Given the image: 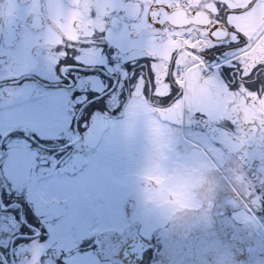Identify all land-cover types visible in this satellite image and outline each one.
<instances>
[{
    "label": "flooded vegetation",
    "instance_id": "obj_1",
    "mask_svg": "<svg viewBox=\"0 0 264 264\" xmlns=\"http://www.w3.org/2000/svg\"><path fill=\"white\" fill-rule=\"evenodd\" d=\"M144 245L264 264V0H0V264Z\"/></svg>",
    "mask_w": 264,
    "mask_h": 264
},
{
    "label": "snow or ice",
    "instance_id": "obj_2",
    "mask_svg": "<svg viewBox=\"0 0 264 264\" xmlns=\"http://www.w3.org/2000/svg\"><path fill=\"white\" fill-rule=\"evenodd\" d=\"M90 246L95 247V246H96V245H95V241H91V242H90Z\"/></svg>",
    "mask_w": 264,
    "mask_h": 264
},
{
    "label": "bare ground",
    "instance_id": "obj_3",
    "mask_svg": "<svg viewBox=\"0 0 264 264\" xmlns=\"http://www.w3.org/2000/svg\"><path fill=\"white\" fill-rule=\"evenodd\" d=\"M130 247H131V245H130ZM127 251L129 252L130 251V248H128Z\"/></svg>",
    "mask_w": 264,
    "mask_h": 264
},
{
    "label": "water",
    "instance_id": "obj_4",
    "mask_svg": "<svg viewBox=\"0 0 264 264\" xmlns=\"http://www.w3.org/2000/svg\"><path fill=\"white\" fill-rule=\"evenodd\" d=\"M139 253H140V249H139ZM141 254V253H140ZM140 256V255H139Z\"/></svg>",
    "mask_w": 264,
    "mask_h": 264
}]
</instances>
